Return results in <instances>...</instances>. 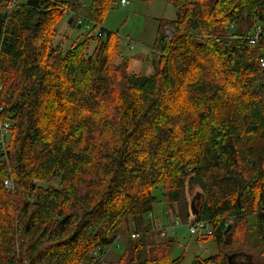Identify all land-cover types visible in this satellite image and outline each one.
I'll return each instance as SVG.
<instances>
[{
  "label": "trees",
  "instance_id": "1",
  "mask_svg": "<svg viewBox=\"0 0 264 264\" xmlns=\"http://www.w3.org/2000/svg\"><path fill=\"white\" fill-rule=\"evenodd\" d=\"M112 1L0 0V264H100L116 243L114 264H182L149 237L154 191L175 203L187 183L217 250L193 264H264V32L237 37L264 28V0H162L174 33L149 76L118 63ZM65 17L106 33L90 56L94 37L55 45Z\"/></svg>",
  "mask_w": 264,
  "mask_h": 264
},
{
  "label": "rangeland",
  "instance_id": "2",
  "mask_svg": "<svg viewBox=\"0 0 264 264\" xmlns=\"http://www.w3.org/2000/svg\"><path fill=\"white\" fill-rule=\"evenodd\" d=\"M127 1V5H122L121 0H113L101 27L113 32L119 40L121 58H119L118 63H128L129 71L133 74L149 76L153 71V61L160 59L159 51L163 52L161 43L159 45H156V43L162 35L166 36L168 41L172 39L174 28L171 27L170 23L176 18L177 11L172 4L162 0L152 2ZM68 20L65 17L58 24L55 45H60L61 51L66 53L73 46L94 35L87 52V57L90 56L97 45L96 37L100 28L95 29L92 26L89 29L86 23L79 28L77 25H70ZM237 30L238 33L241 30L244 32L241 25L237 26ZM253 32L244 36L239 34L237 37H242L249 43V38ZM230 35H232L230 37H236L233 33H230ZM249 45L251 44L249 43ZM9 138L10 134L8 135V144ZM41 185L47 186L43 183ZM50 185L56 186L57 183L52 182ZM10 190L13 191V189ZM201 193L198 185L187 183L181 192L180 200L168 204L162 195V190L157 189L154 191V196L158 202L152 212L151 226L155 233L149 237V241L151 243L164 241L160 234H166L169 240L174 241L172 247L173 258L183 257L182 264H193L196 258L204 261L217 253L212 238L198 239L190 232V224L194 219L192 202L194 201L195 211H201L203 208L200 201ZM197 196H199V199L195 200ZM130 233H134V230ZM126 238L125 241L123 240L124 245L128 241ZM117 246L119 245L116 243L111 250L107 264H114L112 261L121 256L123 252L122 244L121 247ZM128 256L130 258L131 254H128Z\"/></svg>",
  "mask_w": 264,
  "mask_h": 264
},
{
  "label": "built area",
  "instance_id": "3",
  "mask_svg": "<svg viewBox=\"0 0 264 264\" xmlns=\"http://www.w3.org/2000/svg\"><path fill=\"white\" fill-rule=\"evenodd\" d=\"M121 4L127 5L128 1L127 0H121ZM81 21H83L82 18H81ZM92 26H93V24L91 23L87 27L89 29H91ZM263 32H264L263 25L257 26L255 31L253 32V34L249 38V43L251 45L257 44L258 41L260 40V37L263 34ZM104 35H106V33L102 32L101 28H100L97 36L98 37H104ZM261 67L264 68V60H261ZM1 112H2V109H0V113ZM10 125L11 124L9 121L0 120V152L4 153V154L6 153L7 147L9 145L7 141H8V135L10 134ZM4 184L8 189H13V187H14L13 183L11 181H9L8 179L4 181ZM190 232L192 235L196 236L198 239H202L204 237L210 236L212 234V229H211V226L208 222L194 221L193 223L190 224ZM135 237H136V235L133 234L132 238H135ZM114 245L111 246L108 249V251L105 253L104 257L100 260V264H106V258L108 256L109 252H111V250L113 249ZM117 247H119V246H117ZM98 254H99V250L94 253V256L96 257V256H98Z\"/></svg>",
  "mask_w": 264,
  "mask_h": 264
},
{
  "label": "water",
  "instance_id": "4",
  "mask_svg": "<svg viewBox=\"0 0 264 264\" xmlns=\"http://www.w3.org/2000/svg\"><path fill=\"white\" fill-rule=\"evenodd\" d=\"M72 23H73V18H71V19L69 20V24L71 25ZM79 28H80V26H79ZM198 198H199V196H197V197L195 198V200L198 199ZM192 210H193V214H194L195 216H198V215H199V211H195V209H194V201L192 202ZM228 231H229V229L227 230V232H228ZM237 256H238V255H233V256L228 257L229 264H237V263L235 262Z\"/></svg>",
  "mask_w": 264,
  "mask_h": 264
},
{
  "label": "crops",
  "instance_id": "5",
  "mask_svg": "<svg viewBox=\"0 0 264 264\" xmlns=\"http://www.w3.org/2000/svg\"><path fill=\"white\" fill-rule=\"evenodd\" d=\"M194 222V221H193Z\"/></svg>",
  "mask_w": 264,
  "mask_h": 264
}]
</instances>
